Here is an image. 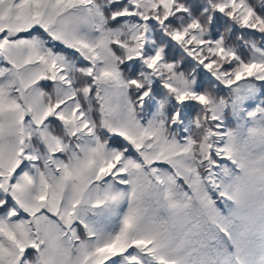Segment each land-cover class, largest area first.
<instances>
[{
    "label": "snow or ice",
    "instance_id": "obj_1",
    "mask_svg": "<svg viewBox=\"0 0 264 264\" xmlns=\"http://www.w3.org/2000/svg\"><path fill=\"white\" fill-rule=\"evenodd\" d=\"M0 264H264V0H0Z\"/></svg>",
    "mask_w": 264,
    "mask_h": 264
}]
</instances>
